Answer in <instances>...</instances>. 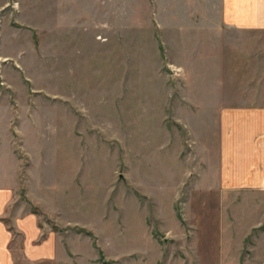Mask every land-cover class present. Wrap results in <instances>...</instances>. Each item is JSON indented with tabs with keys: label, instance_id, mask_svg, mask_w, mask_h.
I'll return each mask as SVG.
<instances>
[{
	"label": "rangeland",
	"instance_id": "obj_1",
	"mask_svg": "<svg viewBox=\"0 0 264 264\" xmlns=\"http://www.w3.org/2000/svg\"><path fill=\"white\" fill-rule=\"evenodd\" d=\"M204 1L0 0V186L82 261L264 264V220L238 241L196 177L213 106L264 86V32L221 39L235 67L209 71Z\"/></svg>",
	"mask_w": 264,
	"mask_h": 264
},
{
	"label": "crops",
	"instance_id": "obj_2",
	"mask_svg": "<svg viewBox=\"0 0 264 264\" xmlns=\"http://www.w3.org/2000/svg\"><path fill=\"white\" fill-rule=\"evenodd\" d=\"M202 11L200 26H193L204 34H213H205L208 41L203 42L213 47L204 51V65L209 71L228 74L236 63L226 68L221 63L225 58L222 51L214 45L224 38L225 43H236L243 33L264 32V0H217L213 4L208 0ZM257 85V94L237 106H213L217 109L216 148L204 154L203 166L196 176L201 186L217 189L226 208H234L233 228L241 242L264 220V86ZM10 186H0V264H92L80 256L76 258L77 253L68 248L62 234L40 223V215L32 210V199L21 197L16 184V188ZM242 209L249 211L239 215ZM260 250L264 252V245Z\"/></svg>",
	"mask_w": 264,
	"mask_h": 264
}]
</instances>
